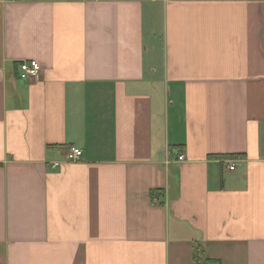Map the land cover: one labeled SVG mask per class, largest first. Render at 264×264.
<instances>
[{"label": "crops", "instance_id": "1", "mask_svg": "<svg viewBox=\"0 0 264 264\" xmlns=\"http://www.w3.org/2000/svg\"><path fill=\"white\" fill-rule=\"evenodd\" d=\"M197 243L264 264V0H0V264Z\"/></svg>", "mask_w": 264, "mask_h": 264}, {"label": "built area", "instance_id": "2", "mask_svg": "<svg viewBox=\"0 0 264 264\" xmlns=\"http://www.w3.org/2000/svg\"><path fill=\"white\" fill-rule=\"evenodd\" d=\"M19 76L21 79H29L31 77H37L40 70L41 65L37 60H23L18 65ZM83 155V150L78 147H71L65 156V160L67 161H78L81 159ZM186 158L185 154L182 153L179 155L178 159L184 160ZM63 161H54L52 162V167H58L62 164ZM231 168L233 169L234 166L232 165Z\"/></svg>", "mask_w": 264, "mask_h": 264}, {"label": "trees", "instance_id": "3", "mask_svg": "<svg viewBox=\"0 0 264 264\" xmlns=\"http://www.w3.org/2000/svg\"><path fill=\"white\" fill-rule=\"evenodd\" d=\"M211 260L207 259L204 254V248L200 243L195 245V264H210Z\"/></svg>", "mask_w": 264, "mask_h": 264}]
</instances>
